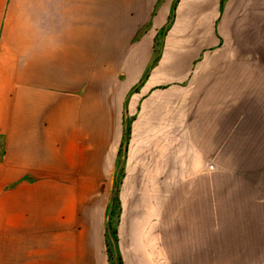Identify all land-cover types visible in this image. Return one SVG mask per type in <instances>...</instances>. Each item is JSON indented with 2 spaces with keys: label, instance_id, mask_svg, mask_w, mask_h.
Wrapping results in <instances>:
<instances>
[{
  "label": "crops",
  "instance_id": "0c3cea01",
  "mask_svg": "<svg viewBox=\"0 0 264 264\" xmlns=\"http://www.w3.org/2000/svg\"><path fill=\"white\" fill-rule=\"evenodd\" d=\"M172 11L164 57L178 53L176 43L209 42L219 17L222 40L236 44L234 61L198 67L187 94L149 93L167 69L159 63L150 82L132 91L151 37ZM246 43L251 50L244 53L239 44ZM261 49L264 0H0V264H109L97 188L111 170L127 117L136 115V138H170L187 158L180 162L177 155L170 182L178 214H154L160 241L157 234L153 243L142 241L131 214H123L114 245L120 264H211L212 256L258 251ZM168 105L174 115L163 130ZM180 138L187 141L179 144ZM228 154L234 163H227ZM212 156L218 169L235 171L234 246L212 243V180L205 172ZM164 215L169 242L162 241Z\"/></svg>",
  "mask_w": 264,
  "mask_h": 264
},
{
  "label": "rangeland",
  "instance_id": "374dc122",
  "mask_svg": "<svg viewBox=\"0 0 264 264\" xmlns=\"http://www.w3.org/2000/svg\"><path fill=\"white\" fill-rule=\"evenodd\" d=\"M172 19L173 11L166 24L157 29L151 37V41L148 43L146 68L141 78L132 87V91H137L142 83L150 82L149 78L159 63L165 62L167 69L159 75L157 83L153 85L149 93L159 91L166 94L171 89H177L181 93L187 94L198 67L218 66L222 60L227 63L234 61L236 44L234 42L225 43L222 40L219 17L212 24L209 42L176 43L173 45V49L178 53L169 58L164 57V51L168 45L164 40L170 31ZM241 45H244V53L246 50H251L250 43L239 44V46ZM221 54H226V58H222ZM122 78L119 76V79ZM176 103L178 102L175 101L174 104ZM186 106L187 98L180 97V113L178 115L180 116L181 131L187 130ZM174 108L172 109L170 105L164 107L161 117L166 119L167 123H163V130L170 129V122L168 121L173 117L171 113ZM137 117V115L127 117L124 123L123 136L116 144L111 170L104 173V176L100 178V184L97 188V211L98 214L104 215L105 250L109 264H120L114 245L117 242V230L120 222H122L123 214H131L129 221L140 233L142 241L152 243L155 242V234H157V241H160L161 234L160 230L155 232L154 214H159V217L160 214H178V204L176 201L173 202L171 197L174 188H171L170 182L174 177L173 169L176 167L174 160L176 157L178 158L177 155H179L180 162L187 158L186 153L182 152L184 147L182 149L179 146V154H177V148H172L170 145V138H136V122L134 121ZM154 129V125L150 126V133L154 132ZM186 141L185 138H180L179 144H184ZM213 158V156L207 158L205 164V172L210 174L212 180L210 204L212 243L223 244L224 242L234 246L236 242L234 235L236 231L234 226V214H236L235 171L234 169H218ZM233 161L234 155L228 154L227 163H234ZM129 178L131 179L130 185H125V180H129ZM158 219L160 221V218ZM168 220H165L164 215L163 242L170 240L171 227L169 225L170 220ZM263 233L264 227L260 228V234H258V251L247 252L246 255L248 256L243 258H240V252H228L231 254H228L227 258L212 256L211 264H264Z\"/></svg>",
  "mask_w": 264,
  "mask_h": 264
}]
</instances>
